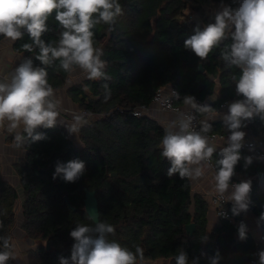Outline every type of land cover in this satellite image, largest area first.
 Instances as JSON below:
<instances>
[{"label": "trees", "instance_id": "obj_1", "mask_svg": "<svg viewBox=\"0 0 264 264\" xmlns=\"http://www.w3.org/2000/svg\"><path fill=\"white\" fill-rule=\"evenodd\" d=\"M123 15L118 17L114 31L107 25H98L95 41L107 61L108 79H85L67 89V94L79 111L88 115L86 123L78 126L80 146H76L60 124L53 128H39L46 139L26 143L24 162L13 169L19 179L18 186L3 179L0 170V236L13 239L16 223L15 205L21 200L22 231L39 245L31 251L36 264H59V257H70L72 245L70 231L77 223H90L84 211V189L95 191L100 219L115 227L110 240L135 251L139 245L144 258L138 264H175V256L183 249L191 261L209 264L217 252L219 264H248L253 239H238L241 213L232 222L220 221L210 232L207 229L208 203L201 195L192 194L190 178L178 174L169 177L170 162L161 155L160 141L164 128L147 115L134 116L140 107L151 104L156 91L165 86L176 89L181 100L186 95L199 102L218 91L214 108L226 100L239 98L232 80L241 74L238 68L227 67L220 59L221 51L230 45V37L215 48L206 60L198 58L184 47V41L214 22L216 13L207 9L220 5L221 0H120ZM236 7L233 0H223ZM190 9L197 17L187 23L185 11ZM51 31L42 39L55 41L59 28L53 16L49 17ZM234 30V29H233ZM3 37H0V40ZM31 43L27 33L13 43V51L32 57L34 64L38 49L27 52L23 44ZM202 67L203 72H199ZM48 82L54 90L63 88L69 73L59 67V61L47 67ZM107 84L106 93L103 85ZM85 87L88 91H85ZM107 97V98H106ZM85 118V117H83ZM254 135L264 136V118L249 122ZM235 166V175L250 178L264 172V164L244 167V153ZM218 152L211 163L216 171ZM73 159L85 162L84 174L74 183L61 178L53 179L57 161ZM116 174V176H113ZM250 210L257 217L264 211V188L253 180ZM66 197L71 207L64 201ZM193 207V208H192ZM74 208V211L72 210ZM193 223L192 235L185 227ZM207 235L206 242L201 237ZM225 236V240H224ZM8 264H16L10 260ZM33 264V263H32Z\"/></svg>", "mask_w": 264, "mask_h": 264}, {"label": "clouds", "instance_id": "obj_2", "mask_svg": "<svg viewBox=\"0 0 264 264\" xmlns=\"http://www.w3.org/2000/svg\"><path fill=\"white\" fill-rule=\"evenodd\" d=\"M232 7L221 0L220 10L214 22L203 29L197 26L195 34L184 41V47L201 60L230 37L231 43L221 51L220 59L227 67L241 70L237 79L236 95L242 97L228 103L227 113L222 116L223 126L229 135L224 138L226 147L210 142L208 135L212 125L208 122L219 116L217 109L209 103L199 104L194 96L186 95L183 103L205 117L197 121L191 113L179 112L176 119L164 128L160 141L161 155L170 162L169 177L198 178L210 167L213 154L217 153L216 171L213 176V191L223 202H231L233 216L249 211L252 201L251 180L232 183L235 166L241 160L240 149L246 133V121L254 116L264 118V0H233ZM59 28L58 39L45 41L42 36L51 31L48 26L53 16ZM123 15L120 0H0V37L15 42L27 33L31 43L23 49L33 52L38 49L34 64L32 57H25L14 68L10 76L0 80V129L14 134V146L23 148L26 143L46 139L39 128H53L58 122L59 101L48 82L47 67L59 61L64 72L73 74L79 70L88 80L108 79L105 69L107 61L101 47L95 41L98 25H107L114 31L118 17ZM234 29V30H233ZM106 93L107 84L103 85ZM85 91L88 88L85 87ZM173 95L179 98L175 91ZM218 91L208 100L215 101ZM107 98V97H106ZM70 133L77 131L76 125L68 126ZM244 167L252 164V157H243ZM85 162L73 159L66 163L57 161L53 179L58 177L74 183L84 174ZM227 218V213H220ZM90 223H77L69 235L75 243L70 257H59V264H138L143 260L144 250L139 245L135 251L122 246L109 236L115 234L111 223L100 219L94 210L86 212ZM264 225V211L257 219V226ZM211 229L209 230V232ZM247 225L238 226V239H247ZM208 236L201 237L206 242ZM16 245L10 237L0 236V264L17 259ZM259 264H264V250L258 253ZM217 252L209 258V264H219ZM175 264H199V258L189 261L181 248L175 256Z\"/></svg>", "mask_w": 264, "mask_h": 264}, {"label": "crops", "instance_id": "obj_3", "mask_svg": "<svg viewBox=\"0 0 264 264\" xmlns=\"http://www.w3.org/2000/svg\"><path fill=\"white\" fill-rule=\"evenodd\" d=\"M13 43L11 41H6L4 38L0 40V71L1 78L0 80H5L14 70V68L22 61V55L13 51ZM80 74L79 71L76 72L78 76ZM68 87L65 89L54 90L55 98L59 101L60 111L58 116V124L65 127L68 130V126L76 125L80 123L77 121V116L79 114L78 107L71 102L67 94ZM207 99L206 103H211ZM217 109V108H215ZM75 110V111H74ZM78 110V111H77ZM73 111V112H71ZM219 116H217L214 120H209L208 122L212 125L211 130L208 134H216L218 136L217 140L210 141L211 143L226 147L227 144L224 143V138L229 135L227 129L223 126L222 116L227 113V110H218ZM78 112V113H75ZM147 116L156 120L163 128L172 120L176 119V116L172 113L165 112L159 110L156 106H151V108L147 112ZM202 120L205 119L204 116L200 115ZM246 127L241 130L246 133L245 137H248L252 134V131L249 127V122L246 121ZM217 152H219V148H217ZM24 151L22 149H18L14 146V134H10L6 131V129H0V170L3 179H6L15 187L19 185V179L13 169L15 164H22L24 162ZM210 167L205 168L204 175L198 178H190L192 184V194L193 195H201L208 203L209 196L214 194L213 187L214 181L213 176L215 174V170L211 162ZM237 180L233 183H239L243 180H256L255 176L250 178H246L243 176L235 175ZM264 176V175H262ZM257 177V185L262 188L260 184L261 177L258 175ZM259 178V179H258ZM264 188V187H263ZM228 205L232 206L231 202H228ZM193 208V207H192ZM242 219L245 221L247 225L248 232L253 237L258 229L257 226V217L252 213L249 209L246 213H241ZM219 224L218 219L216 218L213 209L208 204L207 211V229L208 231L213 229L216 225Z\"/></svg>", "mask_w": 264, "mask_h": 264}, {"label": "built area", "instance_id": "obj_4", "mask_svg": "<svg viewBox=\"0 0 264 264\" xmlns=\"http://www.w3.org/2000/svg\"><path fill=\"white\" fill-rule=\"evenodd\" d=\"M192 21V17L187 18V23L190 24ZM1 71H0V78H1ZM176 92L179 94V92L170 87L165 86L159 88L155 95L153 96V99L151 101V104L147 107H140L135 110L133 113L134 116H141V115H147L148 110L151 108V106H156L159 110L169 112L174 114L176 117L179 112H185V113H191L196 116L197 121L202 120L200 114L196 113L193 109H191L189 106L185 105L183 103V99L181 100V96L179 94V98L173 95V92ZM239 98H234L231 100L223 101L219 104L218 110H227L228 103L235 101ZM196 99V98H195ZM196 102L199 104H204L205 102H199L196 99ZM60 106L58 107V111H60ZM78 115L80 117H86L88 116L85 112H80ZM255 118L263 119L261 116H254L251 120L248 122H252ZM208 135L210 141L217 140L218 136L216 134H206ZM242 153H244L245 157H252V166L257 165H263L264 164V136L263 135H254L253 133L250 134L248 137L244 138L242 141V148L240 149ZM210 162V161H209ZM208 162V163H209ZM263 173V172H261ZM258 175V174H257ZM256 175V176H257ZM209 206L213 209L214 214L218 221H229L232 222L233 218L232 215L228 209V202H223L218 195L215 193L209 196L208 199ZM220 213H227V218H225L223 215H219ZM253 239V249L249 255L248 264H259V256L258 253L261 250H264V225H261L256 230L255 235L252 237Z\"/></svg>", "mask_w": 264, "mask_h": 264}, {"label": "rangeland", "instance_id": "obj_5", "mask_svg": "<svg viewBox=\"0 0 264 264\" xmlns=\"http://www.w3.org/2000/svg\"><path fill=\"white\" fill-rule=\"evenodd\" d=\"M220 10V5H215L212 6V8L207 9V13H217ZM185 14L187 17H197L196 15H194V13L191 12L190 9H187L185 11ZM79 71V70H77ZM86 78L82 75L79 74L78 76L76 75V72L73 74H69L67 82L65 84V86L61 89H65V87H70L72 85H78L81 82H83V80H85ZM75 111V110H74ZM78 111V110H77ZM73 112V111H71ZM78 113V112H75ZM80 113V112H79ZM77 121H80L79 124H77L76 128H78V126L83 125L86 123V120L82 117H80V115L77 116ZM67 130V129H66ZM67 135L69 136L70 140L76 145V146H80V142H79V138H78V132L76 131L75 133H70L69 129L67 130ZM264 173V172H263ZM256 181H257V177L255 176ZM259 179V178H258ZM6 180V179H5ZM7 181V180H6ZM260 184L261 186L264 187V176L261 177L260 180ZM20 186H18L17 188H19ZM262 187V188H263ZM19 192H20V199H22V194L19 188ZM18 199L17 203L15 205V213H16V223L14 224L13 227V239L12 241L15 243L16 245V251H17V259L14 260V262L16 264H36L34 263L31 258H30V254L31 251L35 250L39 245L45 246L46 243L43 241H31L29 239H27L22 231L21 225H22V216H21V200Z\"/></svg>", "mask_w": 264, "mask_h": 264}, {"label": "water", "instance_id": "obj_6", "mask_svg": "<svg viewBox=\"0 0 264 264\" xmlns=\"http://www.w3.org/2000/svg\"><path fill=\"white\" fill-rule=\"evenodd\" d=\"M199 72H203L202 67L199 68ZM262 175H264V173H261V172L258 173L259 177H262ZM113 176H116V174H113ZM64 201L66 202L68 207H71L70 203H69V201H68V199L66 197H64ZM83 204H84V211L85 212L94 210L97 213H99V211H98V201H97V198L95 196V191L89 190L88 188L84 189ZM72 210L74 211V208H72ZM185 229H186V232L188 234L192 235L193 232L195 231L194 224L191 223V224L187 225L185 227ZM224 240H225V236H224ZM46 248H47V250L50 248L48 242L46 243Z\"/></svg>", "mask_w": 264, "mask_h": 264}, {"label": "flooded vegetation", "instance_id": "obj_7", "mask_svg": "<svg viewBox=\"0 0 264 264\" xmlns=\"http://www.w3.org/2000/svg\"><path fill=\"white\" fill-rule=\"evenodd\" d=\"M85 117V116H84ZM83 118V117H82ZM89 117L88 116H86L84 119H88Z\"/></svg>", "mask_w": 264, "mask_h": 264}]
</instances>
